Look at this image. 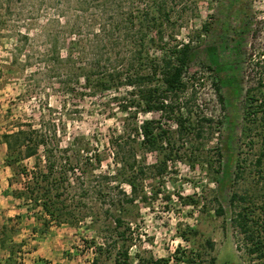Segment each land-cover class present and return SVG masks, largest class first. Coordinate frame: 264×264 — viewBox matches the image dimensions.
I'll return each instance as SVG.
<instances>
[{
	"label": "rangeland",
	"instance_id": "rangeland-1",
	"mask_svg": "<svg viewBox=\"0 0 264 264\" xmlns=\"http://www.w3.org/2000/svg\"><path fill=\"white\" fill-rule=\"evenodd\" d=\"M68 5L65 0H0V238L7 244L0 246V263L93 264L96 260L114 264L120 250L127 249V264H153L160 258L168 264H254L232 219L239 204H248L253 214L264 215L262 127L245 136L241 117L247 89L255 87L262 74L264 0H167L175 22L167 31L177 40L189 42L195 53L185 74L188 83L179 112L188 121L182 131L158 112L132 109L127 115L121 111L113 97L123 94V89L67 97L47 64L37 61L42 50L38 42L19 54L20 64L5 68L19 44L16 31L30 30L34 36L52 13L50 6ZM75 5L70 6L77 8ZM209 45L220 48L219 61L235 70L241 89L237 103L227 85L220 89L225 102L219 98L216 83L223 74L219 77L209 67ZM257 61L260 63L255 64ZM233 106L239 107L236 117ZM142 120H159L169 131V139L161 143V149L146 152L138 147L141 137L132 133L123 149L135 150L138 160L144 162V174L136 169L119 171L111 141L116 145L120 136L127 135V123L132 128ZM27 124L39 130L54 124L61 146L78 138L102 158L100 165L86 166L87 192L78 190L75 200L67 199L69 211L47 228H43L40 207H29L11 195V190L23 187L26 177L7 165L2 135L27 128ZM230 128L234 134L231 179L221 199L217 180L228 154L225 140ZM258 157L261 163L256 161ZM163 159L166 166L160 172L157 165ZM34 161L26 158L23 165L32 169ZM101 186L107 200L116 201L115 206H110L112 200L98 199L96 189ZM233 193L248 199L231 203ZM117 217H121L120 226ZM105 237L118 238L117 243L106 245ZM9 249L13 253L7 262Z\"/></svg>",
	"mask_w": 264,
	"mask_h": 264
},
{
	"label": "trees",
	"instance_id": "trees-1",
	"mask_svg": "<svg viewBox=\"0 0 264 264\" xmlns=\"http://www.w3.org/2000/svg\"><path fill=\"white\" fill-rule=\"evenodd\" d=\"M65 2L70 5L75 3L77 8L70 5L65 8L50 6L53 7L52 13L34 36H31L30 30L16 31L19 44H16V53L9 56L5 68L8 70L20 64L19 54L26 51L27 46H32L33 42H38L42 50H39L37 61L47 64L53 77L62 85V93L67 97L86 93L101 95L110 91L120 93L123 89V94L113 98L119 103L120 110L127 115L132 109H136V113L158 112L160 117L172 120L179 131L186 129L188 118L179 110L183 103L182 94L187 89L185 74L195 53L189 42L179 41L172 32L167 31L175 23L167 9V0ZM202 27L204 30L208 28L206 24ZM219 50L215 45L206 48L210 69L219 77L223 74L222 80L220 78L221 81L216 83V90L224 103L225 97L220 89L227 85L230 97L237 103L241 91L237 85V75L232 65L219 61ZM262 55V74L256 86L247 89L244 101L246 105L241 117L242 134L246 136L252 129L262 127L261 138L264 143V54ZM234 106L236 117L239 107ZM233 121L234 119L231 120L232 124ZM125 129V138L120 136L116 145L111 141L117 159L115 162L120 165L119 171L136 169L137 173L144 174V162L138 160L135 150L125 151L123 144L130 142L128 136L136 133L141 137L138 147L143 151L161 149V143L169 139V131L159 120H142L132 128H128L127 123ZM128 130L131 132L128 133ZM2 140L7 148V165L16 174L26 177L23 187L11 190V195L23 200L29 207L41 208L43 228H47L52 221L60 222L61 217L66 215L71 207V204H67V199L75 200L78 193L87 192L86 166H98L102 161L98 152H92V146L88 142L79 141L78 138H74L67 146H61L54 124L52 128L49 126L44 130L27 124V128L20 127L16 131L4 133ZM233 142L234 134L230 128L225 140L228 154L222 175L217 180L221 199L225 198V191L230 184ZM31 157L35 161L32 169H27L23 160ZM166 157L169 158V154ZM165 161L160 160L157 165L159 171L164 170L162 166H166ZM256 161L261 163V158L258 157ZM104 178L108 180L110 176ZM74 182H77L75 188ZM129 185L134 187L132 181ZM102 187L96 189L98 199L103 202L111 201L112 199L107 200V193ZM125 199L129 200L128 197ZM247 199L245 195L233 193L229 201L245 203ZM110 204L115 206L116 201ZM109 208L106 209L107 213L111 210ZM217 211L220 213L222 210L218 208ZM253 212L248 204H239L232 222L242 235L246 254L255 260L254 264H264V215ZM115 221L117 226L122 223L121 217H117ZM119 234L120 237L124 236V232ZM116 239L118 238L105 237L104 244L114 246ZM0 246H7L4 238H0ZM9 253L7 262L13 251L9 249ZM128 258L127 249L120 250L114 264H127ZM92 263L98 264L96 260ZM153 264H168V260L160 258Z\"/></svg>",
	"mask_w": 264,
	"mask_h": 264
}]
</instances>
